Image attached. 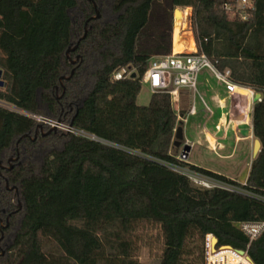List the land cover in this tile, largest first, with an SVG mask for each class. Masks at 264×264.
I'll use <instances>...</instances> for the list:
<instances>
[{
  "label": "trees",
  "instance_id": "obj_1",
  "mask_svg": "<svg viewBox=\"0 0 264 264\" xmlns=\"http://www.w3.org/2000/svg\"><path fill=\"white\" fill-rule=\"evenodd\" d=\"M232 1L0 0V99L108 142L60 129L36 134V119L0 106V264H142L133 256L142 222L162 229L157 264H206L209 234L216 248L264 264V232L251 241L235 226L264 221V0H253L248 19L226 10ZM175 7H192L199 50L260 95L252 129L261 146L243 185L252 195L201 188L173 170L228 179L178 158L170 94L137 103L148 60L171 52ZM125 65L136 76L115 80Z\"/></svg>",
  "mask_w": 264,
  "mask_h": 264
},
{
  "label": "built area",
  "instance_id": "obj_2",
  "mask_svg": "<svg viewBox=\"0 0 264 264\" xmlns=\"http://www.w3.org/2000/svg\"><path fill=\"white\" fill-rule=\"evenodd\" d=\"M226 10L233 12L234 14L240 15L243 19H248L250 16L251 10L254 8L253 0H233L231 3L225 5ZM183 17L184 20L188 18V11ZM193 28L188 31L189 37L194 38ZM204 68H208L215 75V77L220 81L226 88L229 96H234L239 94L236 90L239 87H244L231 79V70L226 68L224 70L219 69L216 64L208 57L207 54L200 51L195 40L194 48L188 49L185 48L183 51H172L165 55H154L148 60L147 69L142 75V83H145L149 86L152 93H168L172 96L174 108L178 112V118L181 120L180 124L187 123L186 115H181V93L183 90H193L197 91V81L198 76ZM134 68L130 65H125L119 67L113 73V78L115 80L124 79L127 77H132ZM252 97L254 96L255 90L251 89ZM260 99V98H259ZM218 104L222 106L221 100L217 99ZM205 110L207 112L206 117L200 124L201 131L205 134L208 147L217 151V149L222 148L221 141L224 140L225 134L227 131L228 121L224 117H220L214 124L215 131L222 130L221 135H217L215 132H212L208 126L209 120L215 116L214 110L209 107L206 103ZM0 106L22 112L38 121V123H43L44 125L56 126L57 130H63L66 132L74 133L76 135H81L88 137L93 140L100 141L102 143H107L104 139L97 137L95 134L88 133L82 129H78L71 126L68 123L58 121L55 119L48 118L42 115H35L31 113H26L22 110L17 109L14 105L9 104L0 99ZM234 111V108H233ZM197 113L195 104H191L188 109L187 115H194ZM233 113L229 114L230 119L232 118ZM251 127L249 128L250 133L253 135L252 121ZM212 137V139H211ZM191 146L195 145L194 140L188 138L185 139V142ZM179 159L186 160L182 149L178 155ZM170 167L185 176H187L191 182L201 188H220L230 192H236L243 195H252L247 189L243 187L247 183V180H239L238 178L228 177V179L219 178L207 173H204L200 170L194 169L189 166H180V165H170ZM240 229L249 236L250 240L258 238L264 232V221H254V222H241ZM212 234H209L206 242V264H252L247 258V251L245 254H240L236 249L228 247H220L213 249L212 244ZM233 251V255L229 251Z\"/></svg>",
  "mask_w": 264,
  "mask_h": 264
},
{
  "label": "rangeland",
  "instance_id": "obj_3",
  "mask_svg": "<svg viewBox=\"0 0 264 264\" xmlns=\"http://www.w3.org/2000/svg\"><path fill=\"white\" fill-rule=\"evenodd\" d=\"M177 8L188 11L187 20H184L183 18L179 19L178 16L177 18L175 17V10ZM99 15H100V11H99ZM191 15H192V7L174 8L173 10L174 24H173V30L171 32V51L173 49V40L175 34L177 33H179V36H182L180 37L181 41H178V45L179 42L182 43L183 45L182 50H184L187 47L189 49H192V47L194 48L193 40L191 38L190 41V37L187 33L192 28ZM179 25H180V32H178ZM149 34L151 36L155 35L154 32H152V34L151 33ZM194 40H195V34H194ZM4 61H5V56L0 50V62H4ZM199 75L200 77L198 76L197 91L187 90L183 94V100L185 102L180 103V107H182V104H184L187 109H189L191 104L195 103L197 105V109L199 110L198 116L190 115L188 117L189 118L188 123L186 124L184 123L185 126L184 137L195 141V145L191 149L189 161L192 163H197L207 166L210 169L220 172L226 176L238 178L239 180L245 181L248 178V177L246 178V176L249 175L252 165L253 157H251V162H248V157L250 152H252V148H254L255 138L250 133V135L248 136L250 141L248 140L236 145L234 155L231 158L223 156L225 153L230 152L234 145L231 137H229L227 140H224L222 142L227 147L226 149L219 150L218 153L217 152L215 153L207 149L204 140V133L201 131V128L199 127V123L203 121V119L206 117L207 114L202 98L209 104V106L212 109L215 110V116L212 117L208 122V126L210 130L212 132H215L217 135H221L222 130L215 131L214 124L217 121V117L221 114L222 111L225 110L218 109L217 104L213 101V95L215 92H217V89L225 90V86L220 81H218L215 75L208 68H204ZM257 95H258L257 93H254V96L252 97L253 103L255 102ZM151 96H152V92L149 86L145 83H142L141 91L137 97V103L139 105H147L151 99ZM201 109H204L205 113L204 112L202 113ZM250 125L251 123L250 124L245 123L243 126L245 129L249 130V128L251 127ZM185 138H184V142H185ZM2 221L3 220L0 219V226L3 227L4 224ZM3 237H4V233L2 232L0 238ZM133 241L135 247L133 256L137 258L139 262H141L142 264L158 263L164 247L162 229L158 224L151 222H142L139 225L137 231L133 235ZM1 249H2V254H4L6 251L4 244L1 245ZM230 254L233 255V251L230 252Z\"/></svg>",
  "mask_w": 264,
  "mask_h": 264
},
{
  "label": "crops",
  "instance_id": "obj_4",
  "mask_svg": "<svg viewBox=\"0 0 264 264\" xmlns=\"http://www.w3.org/2000/svg\"><path fill=\"white\" fill-rule=\"evenodd\" d=\"M193 40H194V38H193ZM199 77H200V75H199ZM187 91V89H185V90H183L182 91V93H181V102H185L184 100H183V94L185 93ZM217 99H219V100H221V104H222V106L223 107H221L219 104H218V102H217ZM202 100H203V102L204 103H206L208 106H209V104L202 98ZM213 101L217 104V106H218V109L219 110H225V111H222L221 112V114L217 117V120L220 118V117H224V119H226V121H230L232 118H234V120H236V123H239L240 124V127L241 128H244V123H241L240 121L239 122H237L239 119H240V117H241V114H242V108L244 107V104H245V100H244V96L242 95V94H235L234 96H229L228 95V92H227V90H226V88H225V90L224 89H217V92H215L214 93V95H213ZM180 102V103H181ZM195 104V103H194ZM253 105H254V103H253ZM195 106H196V109H197V105L195 104ZM210 107V106H209ZM233 108H234V111H233ZM214 110V109H213ZM201 111H202V113L204 112L205 113V110L204 109H201ZM187 112H188V109L186 110V111H181V115H186V117H187V123H188V120H189V116L190 115H187ZM252 112H253V106H252ZM252 112H251V116H250V120L252 121ZM214 113H215V110H214ZM230 113H233V116H232V118L230 119V117H229V114ZM199 115V110L197 109V113L196 114H194V115H192V116H198ZM179 119V118H178ZM201 120V119H200ZM179 121H181L180 119H179ZM186 124V123H185ZM200 124L201 123H199V127H200ZM182 126H183V133H184V131H185V129H184V123L182 124ZM250 135V132H249V134H248V136ZM185 138V137H184ZM186 139V138H185ZM204 140H205V143H206V147H207V149H209L210 151H213V150H211L209 147H208V145H207V141H206V138H205V134H204ZM223 142V140L220 142L221 143V145H222V148H219V149H217V151H213V152H217L218 153V151L219 150H224V149H226L227 147L225 146V144H223L222 143ZM199 143H200V141H199ZM194 147V146H193ZM192 147V148H193ZM191 148V149H192ZM190 154H191V150H190V152L188 153V157H187V159H186V161L187 162H189V163H191V164H194V165H197V166H200V167H202V168H205V169H208V170H211V171H213V172H216V173H218V174H222V173H220V172H217V171H214V170H212V169H210L209 167H207V166H204V165H202V164H197V163H192V162H190L189 161V156H190ZM228 154H229V152L228 153H225L223 156L224 157H228ZM222 175H224V174H222ZM224 176H226V175H224ZM229 177V176H228ZM248 177V175L246 176V178ZM243 179V178H242Z\"/></svg>",
  "mask_w": 264,
  "mask_h": 264
},
{
  "label": "water",
  "instance_id": "obj_5",
  "mask_svg": "<svg viewBox=\"0 0 264 264\" xmlns=\"http://www.w3.org/2000/svg\"><path fill=\"white\" fill-rule=\"evenodd\" d=\"M93 4L96 8V16L94 18H98L100 15H99V11L96 7V4L95 2L93 1ZM181 9L177 8L175 10V17L177 18L178 16V12L180 11ZM85 36V35H84ZM84 36H82V38H84ZM77 47V45H75L73 48L72 47H69L66 51V55L68 56L70 51L71 50H74L75 48ZM80 58V55H77L76 58L74 59H71V62L72 63H76ZM2 69L0 68V86H4L5 82L4 80L2 79ZM74 73V70H72L70 76H72ZM69 76V77H70ZM136 76V72H133L132 73V77H135ZM62 80V78H61ZM64 91H65V88H64ZM260 98V95L258 94L256 96V99L255 101H257L258 99ZM58 121H61V120H58ZM70 125L72 126V123H70ZM41 131L43 134H49L51 132H56L57 131V127L56 126H51L47 131H45V127H44V124L43 123H38L37 125V128H36V134L37 132ZM250 132V130H246L245 133L248 135ZM184 142V133H183V126L180 124L178 125V127L176 128V134H175V147L176 148H181L182 149V153L184 154V158L187 159L188 157V153L190 152L191 150V146L187 143H183ZM260 141L258 139H255L254 141V155L253 157L255 158L260 150ZM19 158V156L15 157V158H11L9 160V162H11L12 160H17ZM249 162H251V160H249ZM0 166H3L2 165V162L0 161ZM4 167V166H3ZM9 169H11V166L9 167ZM6 186L9 190H15L16 192H18V188L16 186H13V187H10L9 186V182L6 181ZM19 208H21V204L19 203ZM9 217H10V214L7 216L6 220H7V223L9 221ZM235 226L240 228V223L239 222H236L235 223ZM216 243H217V238L215 236L212 237V244H213V249H215V246H216ZM225 247H228V246H225ZM228 248H231V247H228ZM240 254H245V251L243 250H237ZM247 258L248 260L252 263V264H255L252 259L250 258L249 255H247Z\"/></svg>",
  "mask_w": 264,
  "mask_h": 264
},
{
  "label": "bare ground",
  "instance_id": "obj_6",
  "mask_svg": "<svg viewBox=\"0 0 264 264\" xmlns=\"http://www.w3.org/2000/svg\"><path fill=\"white\" fill-rule=\"evenodd\" d=\"M185 14H186V12L184 10H180L178 12L179 19L183 18L185 16ZM175 28H176V26H175ZM178 32H180V25H179V31ZM180 37H182V36H179V33L175 34V37L173 40V49L175 51H183L182 50V48H183L182 43L179 42V45H178V41H181ZM191 38L192 37H190V41H191ZM192 40H193V38H192ZM193 45H194V40H193ZM236 90L244 96V100H245V104H244V107L242 110L241 117L237 122L240 121L241 123L247 124L248 122H250V116H251L252 106H253L252 92H251V89L249 87H239ZM211 139H212V137H211Z\"/></svg>",
  "mask_w": 264,
  "mask_h": 264
},
{
  "label": "flooded vegetation",
  "instance_id": "obj_7",
  "mask_svg": "<svg viewBox=\"0 0 264 264\" xmlns=\"http://www.w3.org/2000/svg\"><path fill=\"white\" fill-rule=\"evenodd\" d=\"M234 118H232L228 122V124H227V131H226L225 138H224V140H227L229 137H231L232 138V141H233V144H234L233 147H232V149H231V151L228 154V157L229 158H231L234 155V151H235V146L236 145L240 144L241 142H245V141H248L249 140L248 135L245 133V131L247 129L241 128L240 127V124L239 123H236V120H234ZM253 155H254V148H252V152H250V154H249L248 162H249V160H251V157H253ZM17 156H19V155H17ZM253 159H254V157H253Z\"/></svg>",
  "mask_w": 264,
  "mask_h": 264
}]
</instances>
